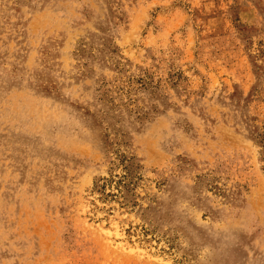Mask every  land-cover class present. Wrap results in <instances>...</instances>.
I'll list each match as a JSON object with an SVG mask.
<instances>
[{"label": "rangeland", "instance_id": "rangeland-1", "mask_svg": "<svg viewBox=\"0 0 264 264\" xmlns=\"http://www.w3.org/2000/svg\"><path fill=\"white\" fill-rule=\"evenodd\" d=\"M0 264H264V0H0Z\"/></svg>", "mask_w": 264, "mask_h": 264}]
</instances>
